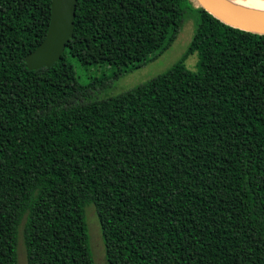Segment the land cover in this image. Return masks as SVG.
I'll return each mask as SVG.
<instances>
[{"label":"trees","instance_id":"16d2710c","mask_svg":"<svg viewBox=\"0 0 264 264\" xmlns=\"http://www.w3.org/2000/svg\"><path fill=\"white\" fill-rule=\"evenodd\" d=\"M50 4L0 0V264L20 227L26 264H95L88 205L107 264H264V35L194 0H77L61 58L29 70ZM191 14L174 65L101 95ZM75 64L110 73L81 84Z\"/></svg>","mask_w":264,"mask_h":264},{"label":"rangeland","instance_id":"374dc122","mask_svg":"<svg viewBox=\"0 0 264 264\" xmlns=\"http://www.w3.org/2000/svg\"><path fill=\"white\" fill-rule=\"evenodd\" d=\"M193 15V14H191ZM195 16H189L183 24L180 33L177 35L176 39L173 41L172 45L155 60L146 64V66L127 74L124 77L113 79L111 81L112 87L104 91L101 95L116 96L119 93L130 90L148 80L159 75L166 70H168L172 65H174L186 52L193 34H194V23ZM73 63L74 60L70 59ZM197 57L195 54L189 55L184 64L185 67L190 71L196 70ZM76 65V75L77 79L81 84H86L91 79H96L102 75H109L110 70L106 69L104 66L99 67H80ZM85 213V222L89 235V244L91 249V254L95 264H107L105 260V251L102 240V235L98 223V218L95 213L93 205H88ZM22 228L19 230L17 255V264H26V253L25 247L21 234Z\"/></svg>","mask_w":264,"mask_h":264},{"label":"water","instance_id":"95a60500","mask_svg":"<svg viewBox=\"0 0 264 264\" xmlns=\"http://www.w3.org/2000/svg\"><path fill=\"white\" fill-rule=\"evenodd\" d=\"M222 23L250 33L264 35V15L245 12L219 0H194ZM77 0H51L50 19L42 42L25 57L29 70L50 67L57 62L73 36Z\"/></svg>","mask_w":264,"mask_h":264},{"label":"bare ground","instance_id":"6f19581e","mask_svg":"<svg viewBox=\"0 0 264 264\" xmlns=\"http://www.w3.org/2000/svg\"><path fill=\"white\" fill-rule=\"evenodd\" d=\"M220 2L230 5L231 7L245 12L263 14L264 0H219Z\"/></svg>","mask_w":264,"mask_h":264}]
</instances>
